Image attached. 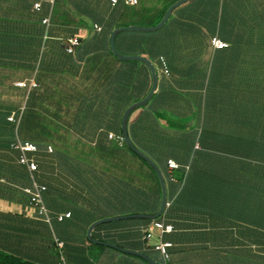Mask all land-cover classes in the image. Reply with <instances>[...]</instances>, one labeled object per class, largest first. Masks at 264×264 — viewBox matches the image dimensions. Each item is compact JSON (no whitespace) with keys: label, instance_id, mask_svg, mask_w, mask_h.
<instances>
[{"label":"crops","instance_id":"obj_1","mask_svg":"<svg viewBox=\"0 0 264 264\" xmlns=\"http://www.w3.org/2000/svg\"><path fill=\"white\" fill-rule=\"evenodd\" d=\"M171 1L137 0L132 6L124 5L123 0L121 3L124 11L142 14L165 8ZM35 3H40L39 10L34 9ZM121 8L120 0L114 5L110 0H53L52 3L0 0V45L8 33L9 39L15 42V51L23 39L38 42L37 60L31 69L28 67L25 71L15 66L4 71L0 67V89L10 93L6 100L0 90V103L11 101L12 112L20 107L22 110L29 93L41 90L43 97L35 102L36 106L55 103L54 98H59L62 107L59 117L72 119L75 124L83 122L82 131L62 125L66 135L74 136L81 143L88 137H98L108 127L112 128L109 133L117 135L113 128L117 126L119 108L114 109L103 93L109 90L108 86H113L114 76L133 70L130 72L137 87L134 96L142 95L147 77L141 66L144 63H124L111 53L109 29L117 28L113 26ZM46 18L47 24L43 23ZM125 32L144 34L129 35L131 40L140 43L132 51L137 53L128 55L145 57L157 74L151 99L134 110L127 122L133 126V141L138 150L159 168L166 169V161L173 160L178 167L189 166L195 173L202 170L201 176L200 172L189 175L181 190L175 181H167L169 206L155 220L161 219L173 228L172 232L161 235L163 241L171 243L170 261L175 264H264V0H190L177 7L155 32ZM72 36L79 38L80 45L68 54L65 40ZM212 37L227 46L212 48ZM125 39L121 38L119 47L130 52L124 48ZM143 44L148 52L158 46L160 55L150 59L142 51ZM160 57L168 74L161 71ZM29 79L36 83L31 90L14 85ZM100 113L102 116L96 121L102 122L101 125L84 123L95 120L92 116ZM12 116L14 139L9 149L15 154V163L27 175L28 185L20 190L29 204L24 189L31 188L32 181L26 168L17 162L18 152L11 148L16 139L29 140H22L16 134L21 113ZM46 116L43 113L44 119ZM193 156H202L201 162L195 165ZM98 165L107 170L120 168L106 161ZM131 165L137 164L123 163L121 168L129 170ZM57 168L47 163L41 167L50 176L61 171ZM138 169L145 172L142 166ZM167 171L173 172L168 167ZM35 179L38 182L37 176ZM0 182H5L4 178ZM146 191H142L144 200ZM125 194H129L127 189ZM25 199L21 203L0 199V250L17 255L20 249L33 259L34 244L20 247L17 240L16 219L28 210L24 207ZM45 207L49 222L33 208L32 215L26 216L44 221L52 241L57 239L63 243L66 264H148L139 257L90 242L86 231L91 223L77 209L73 215L69 210ZM65 213L69 217L56 220L57 214ZM146 221L126 219L104 223L95 227L91 236L143 253L163 264L159 253L152 248L159 232L155 230L149 242L142 240L143 230L151 223Z\"/></svg>","mask_w":264,"mask_h":264},{"label":"trees","instance_id":"obj_2","mask_svg":"<svg viewBox=\"0 0 264 264\" xmlns=\"http://www.w3.org/2000/svg\"><path fill=\"white\" fill-rule=\"evenodd\" d=\"M175 1L172 0L169 2L165 8L148 10L141 14L129 9H125L124 11L123 8L125 6L120 0V6L122 8L117 14L118 20L113 27H127L131 25L144 27L155 26L161 20L166 9ZM71 13L73 14L72 10ZM26 30L25 32H30ZM209 30L212 34L213 29L211 26ZM109 32H111V28ZM32 33H35V30H32ZM135 34L143 33L123 32L116 36L115 46L121 54L128 55L137 53L132 51L140 41L131 40L129 37V35ZM6 35L8 39L6 37L0 45V67L4 71L10 70L9 68L15 66L19 68L23 67L25 71H27L28 67L31 69L32 63L34 64V61L37 60L38 42H30L28 39H23L24 41L19 42L18 50L15 51V42L9 39V33ZM122 37L126 38L124 41L126 47L123 45L124 48L129 49L130 52L124 51L119 47V41ZM29 43H34V47L31 48V44ZM142 48L143 53L148 55L150 59H153L160 51L158 46L153 50L150 49V52L146 51L145 44L142 45ZM124 63L136 62L124 61ZM141 66L147 73L143 84L146 89L142 95L134 96L137 87L134 84V74L130 72L133 70H125V73L114 76V87L108 86L109 90L103 93V98L113 103L114 109L119 108L116 111L117 119L115 123L117 126L113 128V131L115 129L117 135H121L119 125L124 110L130 104L143 99L150 88L151 77L149 70L147 66L143 64ZM6 76L8 77L7 74ZM6 76H4V80ZM108 80L110 85H112L113 78L110 77ZM42 97L41 90H33L29 93L23 109L21 110L20 107L17 111L13 112L11 101H7L8 103L5 101L0 103V178H4L5 180L3 183L0 182V199L6 200L9 203H21L25 199L20 189L28 185L27 175L24 169L15 163V154L9 149V145L14 139L15 125L7 120L9 116H16L18 113H21L16 134L20 139L29 140L38 147V151L35 154L38 170L35 175L37 176L38 182L45 186L42 198L49 209H54L55 211L69 210L70 214L72 213L73 215L75 209H77L83 213L82 215L85 219H89L90 223L103 218L126 214H154L160 205L161 189L157 176L152 168L135 155L126 146L124 141L119 145L113 140H107V134L111 131V127L105 129L106 131H103L98 137L86 138V141L83 143L78 142L74 136L66 135L64 130L61 129L62 125L72 127L73 130L76 128V131H82L83 122H76L75 124L72 119L71 121L61 119L62 117L60 118L58 115L62 111L59 98H54L55 103L46 106L37 104L36 106L35 102ZM43 113L49 119L47 116L44 119L42 117ZM101 116V113L100 115H93L92 117L95 120H87L84 123L92 126H97V124L101 125L102 122L97 123L96 121ZM162 127L164 128V126ZM162 127H160V130H163L161 129ZM197 128L195 126V133ZM132 129L133 126L128 123V136L132 144L138 149L137 144L133 141ZM47 145H51L53 148V152L50 154L45 152ZM75 146H80L81 149L76 151L75 149L77 147L75 148ZM192 159L196 163L195 165H197L199 161L201 162L202 156H193ZM105 161L109 162L110 165L112 163L117 164L120 167L119 170L100 168L98 162ZM44 163L50 164L53 168L58 167L61 171L56 175L52 173L50 176L41 169ZM123 163L137 165H131L129 170H122L121 166ZM165 165L167 166V161ZM139 166H142L145 172L143 170L140 171L138 169ZM160 169L164 177L165 188L167 189V181H175L178 183L180 190L189 175L191 176L193 173L198 174L200 172L198 175L201 176L202 171L198 169L199 172L195 173L193 168L189 166L187 168L177 167V169L170 173L167 171V167L165 169V166H160ZM127 172H129L128 175L126 174ZM126 189L129 194L124 195V190ZM145 190H147V196L144 200L142 191ZM139 191L141 192L140 199H138ZM26 201L25 199L24 204L26 205L24 207H28V210L20 213L16 219L18 225L17 240L19 241L20 247L24 244H34V258L30 259L20 249L17 255L0 250V264H58L59 252L55 242L52 241L48 233L46 223L42 220H36L26 216L32 215L30 212L33 208ZM146 223H150V221L147 220Z\"/></svg>","mask_w":264,"mask_h":264},{"label":"built area","instance_id":"obj_3","mask_svg":"<svg viewBox=\"0 0 264 264\" xmlns=\"http://www.w3.org/2000/svg\"><path fill=\"white\" fill-rule=\"evenodd\" d=\"M47 2L52 3L53 0H46ZM117 2V0H110V3L114 5ZM137 3V0H123V4L126 6H132ZM40 8V3H35L34 4V9L39 10ZM43 23H48V19H44ZM96 30H99L97 26H94ZM79 38L72 36L69 37L65 40V51L70 54L73 53L75 48L79 46ZM210 45L214 49H220L224 48L227 46V44L217 37H212L210 39ZM160 64H161V71L164 74H168V68L165 64V61L163 58H159ZM14 85L19 88H26L27 90H31L36 87V83L32 80L29 79L28 81H18L15 82ZM8 121L14 122L13 116H9L7 118ZM107 139L108 140H113L117 142L119 145L123 143V138L121 135H115L113 133H108L107 134ZM11 148L16 150L18 152V164L24 166L27 170V172L30 175L31 181H32V187L31 188H25L24 192L29 196V204L36 210L37 215L42 217L44 221L49 222V212L46 209L44 205V201L42 198V194L45 191V186L38 183L35 179V174L38 169L37 162L35 160V154L38 151V147L29 141H21L19 139H16L12 144ZM46 152L47 153H52L53 148L52 146H46ZM167 167L169 170H175L177 169L178 165L173 161V160H167ZM169 206V203H166L165 208ZM69 213L65 214H57L56 220L57 221H62L64 218L69 217ZM172 226L170 224L164 223L163 220H152L149 225H147L146 229L143 230V237L142 240L144 242H149L152 237L153 233L155 230L159 232V238L158 240L152 244L153 250L159 253V255L162 258L163 264H175L170 261V256L168 253V249L171 247V243L168 241H163L161 239V235L164 233H170L172 232ZM56 247L59 252V260L58 264H66L64 261V257L62 254V248H63V243L57 239L54 240Z\"/></svg>","mask_w":264,"mask_h":264},{"label":"water","instance_id":"obj_4","mask_svg":"<svg viewBox=\"0 0 264 264\" xmlns=\"http://www.w3.org/2000/svg\"><path fill=\"white\" fill-rule=\"evenodd\" d=\"M188 1H190V0H176L173 4H171L166 9L161 20L155 26L144 27V26L131 25V26H127V27H124V26L117 27L111 31L110 36H109V46H110V50H111V53L113 56H115L120 61H139V62H142L148 67L150 75H151V86H150V89H149L148 93L146 94V96L143 99L130 104L122 113L121 120H120V133H121V136H122L123 141L126 144V146L135 155H137L146 164H148L152 168V170L155 172L157 179L159 181L160 189H161V200H160V205H159L158 210L154 214H151V215H148V214H130V215H125V216H114V217H107V218H103L100 220H96L88 226L87 231H86V237L92 243L107 246V247L115 249L119 252L139 257L148 264H159V263L154 261L152 258H150L149 256H147L143 253H140V252H137L134 250L123 249V248H120L114 244L98 241V240L93 239L91 236L92 230L95 227H97L101 224H104V223L114 222V221H119V220H126V219H142V220H150V221L155 220L162 215V213L165 210V205L167 203L166 202L165 183H164V178H163V175H162L160 168L149 157H147L145 154H143L141 151H139L132 144V142L130 141V138L128 136V133H127V122H128V118H129L130 114L134 110H136L137 108L144 106L151 99V96H152V94L156 88V85H157L156 70H155L153 64L143 56H138V55L124 56V55L119 54L118 51L116 50V47H115V37L117 34H119L121 32H125V31H138V32H146V33L155 32L164 26V24L166 23V21L170 17L171 13L177 7L183 5L184 3L188 2Z\"/></svg>","mask_w":264,"mask_h":264},{"label":"rangeland","instance_id":"obj_5","mask_svg":"<svg viewBox=\"0 0 264 264\" xmlns=\"http://www.w3.org/2000/svg\"><path fill=\"white\" fill-rule=\"evenodd\" d=\"M0 90H2V92L6 95L5 99L7 100V95H9L10 93L6 92L4 89H0Z\"/></svg>","mask_w":264,"mask_h":264}]
</instances>
